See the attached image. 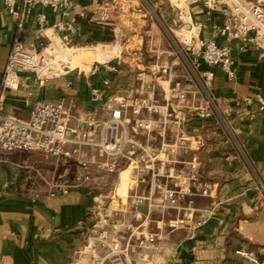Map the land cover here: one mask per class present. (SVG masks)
<instances>
[{
    "label": "crops",
    "instance_id": "obj_1",
    "mask_svg": "<svg viewBox=\"0 0 264 264\" xmlns=\"http://www.w3.org/2000/svg\"><path fill=\"white\" fill-rule=\"evenodd\" d=\"M175 1L158 0L155 6L176 33L199 34V39L227 44L236 60V76L231 82L221 67L214 69L213 91L222 107L234 109L228 119L234 137L227 138L215 120L195 121L188 125L191 145L186 150L175 151L171 162L174 169H181L194 155L200 158L202 167L196 188L206 189L207 195L194 191L187 203L200 208L202 213L216 205L215 214L191 238L186 230H174L167 225L180 215L178 210H150L147 204L133 206V199L139 196L132 191L137 181L134 178L135 182L126 191L127 171L123 172L117 189L126 191L124 195H119L116 205L113 202L104 205L100 201L105 193L101 195L89 189L34 197L28 192L29 184L24 182L19 170L2 165L0 264H92L93 257L103 259V264H113L117 260L125 261V255L130 264H257L236 256L234 251L240 248L251 252L264 264V197L252 176L256 173L264 183V113L258 112L257 102L258 96L264 99V56L252 47L241 50L245 45L241 39L229 41L222 34L228 19L220 7L210 9L195 4L191 8L192 22L182 25L175 19L178 14ZM38 13L46 14L51 25L58 20L50 9L38 8L26 24L25 43L32 41ZM76 18L71 50L77 68L44 83L32 73H22L17 87L3 104L4 113L26 120L36 103L66 99L82 108V115L98 113L103 118V105L90 100L92 88L102 89L103 81L110 79L115 81L111 94L114 93L116 101L137 96L141 89L135 80L137 72L154 65L157 51L168 48L160 28L151 25L140 0H77ZM198 24L201 27L196 26ZM51 34L49 31L50 37ZM118 34L123 36V41L133 39L138 43L132 57L123 55L121 61H115V64L121 63L118 73L108 71L105 66L93 73L90 64L95 51L90 49L116 42ZM15 35L14 18L0 0V82ZM131 63L135 64L130 67ZM202 69L208 67L202 64ZM184 75L182 67H176L170 77L171 83H184ZM169 87L170 82L161 81L157 93L159 100L164 99ZM246 98L253 102L245 103ZM236 101L241 102L238 108L234 106ZM150 140L157 146L159 138L156 135ZM167 142H173L172 133ZM238 146L244 155L238 152ZM10 158L16 162L42 161L38 155L17 153ZM42 166L48 167L45 163ZM147 215L149 218L145 220ZM113 225H117L119 231L116 237L119 254L108 257V252L100 248L92 253L89 236L102 227L111 230ZM141 225L151 229L143 230L145 236L155 233L158 237L154 245L145 249L138 247L136 235L127 230L128 226Z\"/></svg>",
    "mask_w": 264,
    "mask_h": 264
},
{
    "label": "built area",
    "instance_id": "obj_2",
    "mask_svg": "<svg viewBox=\"0 0 264 264\" xmlns=\"http://www.w3.org/2000/svg\"><path fill=\"white\" fill-rule=\"evenodd\" d=\"M3 1L16 23V35L0 82V166L18 169L34 197L66 195L79 189L103 195L100 185L106 177L118 174L121 179L125 169L132 170L130 179L137 181L132 191L139 195L133 199V206L147 204L150 210H178L180 215L167 225L174 230H186L194 238L215 214L217 206L202 213L200 208L187 203L194 191L207 195L206 189L196 188L202 167L197 155L181 169H174L171 162L175 151L186 150L191 145L188 125L195 121L215 120L227 138L234 137L228 120L234 109L222 107L213 92L216 67H221L228 81L235 79L232 48L215 40L199 39V34L176 33L151 1L140 0L151 25L160 28L168 48L157 51L154 65L137 72L135 80L141 88L137 96L116 101L114 93L111 94L115 81L105 79L102 89L92 88L90 98L103 105L105 117L98 113L82 115V108L72 101L52 99L36 103L29 118L23 120L3 110L8 94L17 87L22 73H32L44 83L77 68L73 67L74 51L71 50L76 33L77 0ZM195 4L210 9L220 7L228 19L222 34L229 41L241 39L245 43L241 50L252 47L264 56V0H176L175 19L179 24L192 22L191 8ZM38 8L50 9L58 20L51 25L46 14L38 13L32 41L25 43L26 24ZM122 37L118 34L116 42L90 49L95 51V59L90 64L93 73L100 66L118 73L121 63L115 64V61H121L123 55L132 57L138 43L133 39L123 41ZM202 64L208 69H202ZM178 66L185 73V81L171 83L170 77ZM163 80L170 82V87L164 99L159 100L157 93ZM252 102L245 99L247 104ZM257 102L258 112L264 113V99L258 96ZM234 106L240 107L241 102L236 101ZM171 133L173 142L169 144L167 138ZM154 135L159 138L157 146L151 144ZM237 150L244 155L240 146ZM14 153L38 155L42 161L16 162L10 158ZM43 163L48 167L44 168ZM254 176L264 189L261 179L256 173ZM114 189L118 192V188ZM111 191L114 192L112 189L105 194ZM148 218L149 215L145 220ZM142 226H128L127 230L136 235L138 247L145 249L154 245L158 237L155 233L145 236L143 230L148 227ZM117 236V225L111 230L100 228L88 238L93 244L92 253L100 248L108 252V257L118 255ZM234 252L238 257L262 264L245 249ZM125 258L113 264H130L126 255ZM92 264H103V259L93 257Z\"/></svg>",
    "mask_w": 264,
    "mask_h": 264
},
{
    "label": "rangeland",
    "instance_id": "obj_3",
    "mask_svg": "<svg viewBox=\"0 0 264 264\" xmlns=\"http://www.w3.org/2000/svg\"><path fill=\"white\" fill-rule=\"evenodd\" d=\"M153 3H154V5L156 4V5H158L157 3V1L158 0H151ZM174 1V0H173ZM95 55V54H94ZM94 59H95V57H94ZM78 65V63H73V67H76ZM233 138V137H232ZM123 172H126V169L123 171ZM129 173H128V175H129V178H128V183H127V189H126V191L128 190V189H130L131 188V186L133 185V183H134V180H133V178L132 179H130L131 178V173H132V170H130V171H128ZM254 174V172L252 173V176H254L253 175ZM255 177V176H254ZM255 180H256V184H257V187H258V190H259V192H260V194L264 197V189H262V187L260 186V184L258 183V181H257V179H256V177H255ZM100 188H101V190H102V192H103V194L105 193V192H107V191H109V190H114V192L113 191H111L112 193H108V194H104V196H103V198L101 199V204L102 203H104V205H109L110 203H111V201L116 205V199L118 198V197H120L121 195H124V193L126 192V191H122V190H118V192H116V190L114 189V188H120V177H119V175L118 174H113V175H109L108 177H106V180H104V182L100 185ZM116 193H118V196H116L117 194ZM120 195V196H119ZM108 197V198H107ZM156 201H157V199H156ZM149 231L151 230V229H148Z\"/></svg>",
    "mask_w": 264,
    "mask_h": 264
}]
</instances>
